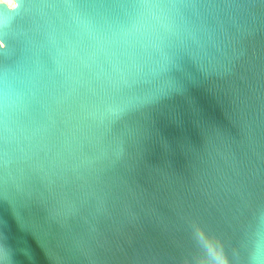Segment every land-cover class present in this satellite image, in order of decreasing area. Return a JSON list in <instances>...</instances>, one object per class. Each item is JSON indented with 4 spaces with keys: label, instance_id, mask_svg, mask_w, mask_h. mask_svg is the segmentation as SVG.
<instances>
[{
    "label": "water",
    "instance_id": "95a60500",
    "mask_svg": "<svg viewBox=\"0 0 264 264\" xmlns=\"http://www.w3.org/2000/svg\"><path fill=\"white\" fill-rule=\"evenodd\" d=\"M0 37V264H264V0H24Z\"/></svg>",
    "mask_w": 264,
    "mask_h": 264
},
{
    "label": "clouds",
    "instance_id": "9594fccd",
    "mask_svg": "<svg viewBox=\"0 0 264 264\" xmlns=\"http://www.w3.org/2000/svg\"><path fill=\"white\" fill-rule=\"evenodd\" d=\"M20 0H0V7L6 8L9 13H14L17 11ZM6 47L4 39L0 37V50Z\"/></svg>",
    "mask_w": 264,
    "mask_h": 264
},
{
    "label": "snow or ice",
    "instance_id": "6c2138e0",
    "mask_svg": "<svg viewBox=\"0 0 264 264\" xmlns=\"http://www.w3.org/2000/svg\"><path fill=\"white\" fill-rule=\"evenodd\" d=\"M23 4H24V0H20V3H19V6L17 8V11L18 12L19 10H22L23 8ZM201 227L200 223L198 221H193L190 225V229H191V232L194 234V235H197L198 234V229Z\"/></svg>",
    "mask_w": 264,
    "mask_h": 264
}]
</instances>
